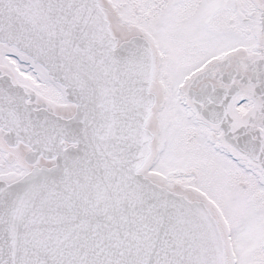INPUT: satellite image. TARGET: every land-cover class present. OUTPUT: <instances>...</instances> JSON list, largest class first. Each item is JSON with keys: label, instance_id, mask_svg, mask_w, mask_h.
<instances>
[{"label": "snow or ice", "instance_id": "obj_1", "mask_svg": "<svg viewBox=\"0 0 264 264\" xmlns=\"http://www.w3.org/2000/svg\"><path fill=\"white\" fill-rule=\"evenodd\" d=\"M0 264H264V0H0Z\"/></svg>", "mask_w": 264, "mask_h": 264}]
</instances>
